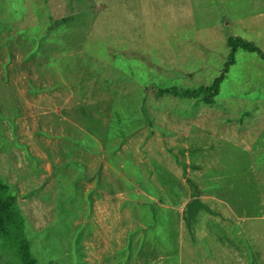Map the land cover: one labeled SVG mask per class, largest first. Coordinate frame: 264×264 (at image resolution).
<instances>
[{"label": "rangeland", "instance_id": "obj_1", "mask_svg": "<svg viewBox=\"0 0 264 264\" xmlns=\"http://www.w3.org/2000/svg\"><path fill=\"white\" fill-rule=\"evenodd\" d=\"M230 36L264 52V0H0V177L38 264H264V61L156 97L211 85ZM195 198L218 214L188 227Z\"/></svg>", "mask_w": 264, "mask_h": 264}, {"label": "trees", "instance_id": "obj_2", "mask_svg": "<svg viewBox=\"0 0 264 264\" xmlns=\"http://www.w3.org/2000/svg\"><path fill=\"white\" fill-rule=\"evenodd\" d=\"M229 55L224 67L213 83L209 86H200L195 89H178L176 87L159 89L156 97L165 94L186 99H212L219 95L223 82L230 68L235 65L237 53L244 50L256 53L264 61V52L254 43L241 37L230 36L227 40ZM127 53H124L126 56ZM194 188L196 186L190 182ZM7 251L16 261V264H38V260L31 252V246L26 236L25 220L21 213L16 196L10 186L0 177V254Z\"/></svg>", "mask_w": 264, "mask_h": 264}, {"label": "water", "instance_id": "obj_3", "mask_svg": "<svg viewBox=\"0 0 264 264\" xmlns=\"http://www.w3.org/2000/svg\"><path fill=\"white\" fill-rule=\"evenodd\" d=\"M197 193V191H196ZM203 210L208 214L217 215L218 213L213 211L206 203L200 198L193 199L187 206V226H192L193 219Z\"/></svg>", "mask_w": 264, "mask_h": 264}]
</instances>
